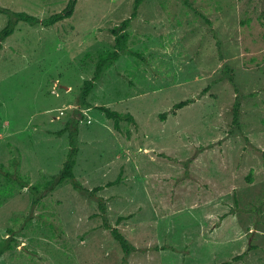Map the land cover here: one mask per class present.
<instances>
[{"label": "rangeland", "instance_id": "374dc122", "mask_svg": "<svg viewBox=\"0 0 264 264\" xmlns=\"http://www.w3.org/2000/svg\"><path fill=\"white\" fill-rule=\"evenodd\" d=\"M68 1L0 0V30L8 10L40 20ZM187 1H142L88 106L84 80L134 0H77L69 18L0 38V163L29 185L49 179L69 149L56 132L77 120L75 178H117L34 193L0 167V264H264V0ZM100 105L135 122L118 130Z\"/></svg>", "mask_w": 264, "mask_h": 264}, {"label": "trees", "instance_id": "16d2710c", "mask_svg": "<svg viewBox=\"0 0 264 264\" xmlns=\"http://www.w3.org/2000/svg\"><path fill=\"white\" fill-rule=\"evenodd\" d=\"M143 0H134L133 4V10L131 12V15L124 18L119 25H114L111 28V31L114 34V47L106 52H103L99 55L98 59L95 62V69L93 72V75L90 78H87L84 80V84L81 87V96L83 99L82 103L86 106L89 105V103L86 101V98L91 91V89L95 86V83L100 79L102 73L108 69L120 56V54L123 51H126L128 49L127 47V33L125 32V27L129 24L132 17H134L137 14L138 8ZM186 4H188L187 0H183ZM77 3V0H69L66 4V6L57 12H54L42 19H38L36 16L27 13L26 11H17V10H8V21L6 25L0 30V38H4L8 36L11 32L14 31V25L17 21H27L28 23L34 25L35 23H41L45 26L53 25L58 21H61L65 18H69L72 16L75 10V5ZM1 9V8H0ZM229 79L232 81L233 77L230 75ZM191 101L190 98L181 100L179 102H176L174 106L176 108L183 107L184 105H187ZM239 107L240 102L238 99L234 100L233 103V123L237 124L239 122ZM99 108L105 113V115L108 118H111L113 120V127L121 130L120 127V121L125 119L130 122H135V119L131 112H121L119 110L113 109L106 105H100ZM163 116V115H162ZM69 130L68 137H69V149L66 154V158L63 162V165L60 169V171L49 179L44 180L41 183L31 184L29 185L27 183V179L24 178L19 172H15L16 176L13 177V171L4 167L2 163H0V167L4 170V177L5 179L10 183H15L19 187L27 186L34 192V193H42L47 190L53 189L56 187V185L63 183L64 181H70L74 188L79 190H87L89 193H93L98 191L99 189L103 188V186L111 185L117 182V178L113 180H109L104 185H98L95 186L92 189H88L84 187L80 181H78L75 178L73 167L76 162V155L78 152V145H77V134H78V127H77V120L73 122L72 126L70 123L66 124L63 128L58 130L57 134H62L65 131ZM20 162V158L17 155H13L10 159L11 165L16 167ZM15 180V181H13ZM13 185V184H10ZM39 196V195H38ZM36 196V197H38ZM99 208L101 211L105 210L104 204L100 201L99 202ZM104 217V225L110 229V233L112 236L119 242L121 248L123 249L125 254H129L134 247V245L125 237L124 234H122L119 229L116 226H111L107 221H105ZM11 246L10 239L6 238L4 240L0 241V256ZM241 255L233 256L230 260H225L220 262L219 264H230L232 260L240 259Z\"/></svg>", "mask_w": 264, "mask_h": 264}]
</instances>
